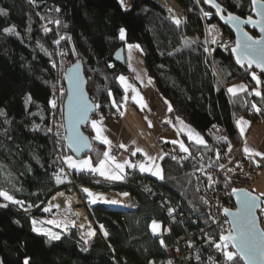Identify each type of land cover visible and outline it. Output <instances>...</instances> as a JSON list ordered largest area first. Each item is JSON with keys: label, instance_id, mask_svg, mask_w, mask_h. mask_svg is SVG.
<instances>
[{"label": "trees", "instance_id": "obj_1", "mask_svg": "<svg viewBox=\"0 0 264 264\" xmlns=\"http://www.w3.org/2000/svg\"><path fill=\"white\" fill-rule=\"evenodd\" d=\"M130 1L126 9L119 0H0V111L4 113L0 115V186L22 202L13 204L0 198V205L8 204L0 207V264H25L26 260L28 264H169L161 238L152 231L153 221L161 219L157 202L138 190V180L146 179L168 197L188 217V225L209 229L212 220L197 187L200 169L218 172L227 162L229 147L241 145L236 126L239 119L264 123V99L254 94L258 90L264 95V77L237 63L232 49L217 48L213 60L208 58L205 19L200 9L210 14V24L217 23L234 36L206 0H177L185 14L178 26L172 21L174 14L156 0ZM217 1L224 13L242 17L252 14V0ZM121 28L126 30L123 40ZM128 44L139 45L147 72L170 102V119L183 122L201 135L207 147L195 144L183 133L190 155L175 152L177 145L165 142L163 180L132 169L124 183L110 186L107 181L87 182L99 191L113 188L129 192L138 200L135 209L110 203L90 206L89 217L102 223L108 236L99 232L88 245L75 230L62 234L49 227L43 212L44 203L64 186L60 171L64 155L70 153L61 115L66 97L64 78L70 65L81 62L89 97L99 105L91 120L101 116L116 119L125 102L118 77L132 71L127 61L116 62L114 54ZM253 73L259 77V84ZM240 86L246 91L236 95L228 91ZM59 87L64 89L61 128L53 138L48 131V110ZM113 99L120 105L119 111ZM253 104L261 111L256 112ZM83 130L91 138L90 156L92 164L97 165L107 147L94 139L91 121ZM75 174L99 176L87 171ZM58 178L63 182L58 183ZM33 220L59 233L61 239L49 242L33 231ZM176 230L182 231L180 227ZM166 241L172 243L171 238Z\"/></svg>", "mask_w": 264, "mask_h": 264}, {"label": "built area", "instance_id": "obj_2", "mask_svg": "<svg viewBox=\"0 0 264 264\" xmlns=\"http://www.w3.org/2000/svg\"><path fill=\"white\" fill-rule=\"evenodd\" d=\"M205 30L207 41V53L210 61L213 60L214 52L217 48L222 51H230L235 45V38L229 34L222 35L218 38V35L214 37L215 43L210 42V28L213 24H210L208 20L210 15L205 16ZM223 31V28L218 25L217 34ZM61 87L57 89V93L53 99L57 101V108L53 109L51 104L49 105V115L51 116L50 131L51 136L55 138L57 132L61 128L60 111L62 95L60 92ZM64 90V89H63ZM159 128L162 133L171 132V126L169 123L161 122ZM159 147L163 153L167 154L166 143L162 139L158 141ZM231 150H228L227 162L224 164V168H220L218 172L210 170L209 168H201L197 178V187L204 200L207 201L208 216L212 220L211 228L206 226H191L188 225V217L177 207L172 201L166 197L161 191L152 187L151 183L146 179H140L137 182V188L144 195H147L151 202L156 201L161 219L154 220L159 224V229L154 233L160 237L163 243L161 246L171 264H229L221 251L218 250L215 245L222 243L220 240L223 231L229 230V221L224 213V209H235V203L232 191L233 189L249 188L252 182L258 177V170H264V161L260 157H253L250 161L249 157L242 152L241 145H232ZM121 148L113 144L111 145L110 154L116 156L120 153ZM134 151L133 146H129L126 150L131 155ZM179 145L175 147V152H179ZM138 161L144 162L145 157L136 155ZM258 161L259 165L254 162ZM252 163L258 168L252 166ZM231 169V171H229ZM131 170H127L122 179L124 183L131 174ZM62 178L64 179V186L59 189L46 203L44 208L50 204L53 206L51 211L45 212L47 215V221L54 220L56 223H47L51 228L58 230L62 234H66L71 230H75L86 244H92L97 238L99 232L104 234L105 227L102 223H98L89 217L87 209L97 203H106L101 200H97L96 203H92V197H89L83 189L87 188L94 194H103L107 200H116L118 203H110L117 207L135 209L138 207L137 198L129 192H118L113 188L99 191L87 182L107 181L110 186L115 182L105 179L101 176L95 177H80L79 174L71 171L65 164H63L60 171ZM211 176V180H209ZM225 181V184H223ZM233 185L234 188L230 190L228 185ZM61 193L63 195H61ZM123 193H128L127 196ZM55 205H59L56 208ZM175 211H172V210ZM153 221V222H154ZM64 224H67L65 229ZM153 224V223H152ZM59 225V226H58ZM103 225V229L101 228ZM180 227L179 233L176 229ZM153 231V230H152ZM94 232V235L91 233ZM228 232V231H227ZM108 236V235H107ZM166 238H171L172 243H168ZM161 242V241H160Z\"/></svg>", "mask_w": 264, "mask_h": 264}, {"label": "snow or ice", "instance_id": "obj_3", "mask_svg": "<svg viewBox=\"0 0 264 264\" xmlns=\"http://www.w3.org/2000/svg\"><path fill=\"white\" fill-rule=\"evenodd\" d=\"M208 3L212 4L213 7L217 8L221 12H223V9L221 5L217 3H213V0H207ZM119 3L122 6H125V0H119ZM257 3L264 4V0H252V4L255 6ZM59 9H57L58 11ZM171 11V10H170ZM209 13H205V16H208ZM262 16V19L259 21H254L251 17H249L246 21H240V18L232 15L231 13L228 14V20L231 21L233 24H237L238 22L248 23L252 24L253 27L259 26L260 31L264 33V13H260ZM175 23L179 25L181 23V20L179 18L173 17ZM58 24L59 21H56ZM5 31H12V29H5ZM45 31H49V29H45ZM125 29L121 28L119 30L120 39L123 40L125 38ZM63 39V37H62ZM216 41L213 40V43ZM56 43H59V41H56ZM188 42H186L187 45ZM133 46L129 45V48L131 49ZM135 47H139V45H136ZM233 52L237 53V63L241 64V66H244L245 64L247 67L251 68L254 64L256 67L260 68L262 72H264V38H261L259 40L253 39L251 36H248L247 33L244 34V39H238L236 41V47L232 49ZM63 55V54H62ZM55 66V64H53ZM253 79L256 80L257 84L260 83L259 77L256 76L255 73L252 74ZM121 85L124 87L125 93H128L129 90L131 92L135 93L131 97V99L134 101L135 104L140 105L141 108L146 107L147 105L143 102V97L141 96L139 90L135 87V85L129 83L124 76L118 77ZM70 87L72 89V97L69 101V121L72 120L73 117H75L78 120H87L88 116L87 113L90 110V107L99 108V105H89L88 101H86L82 93L80 92V81L78 75L74 74L73 76L69 77ZM151 83V80H149ZM228 91L232 93L233 95H236L238 91H246L245 86H240L239 89L236 87L229 88ZM61 95H63V88L60 89ZM254 94L256 96H261L262 99H264V95L260 91H255ZM123 100L126 102L128 100V96L125 95L123 97ZM74 101V102H73ZM113 106L117 108L119 111L120 105L116 104L115 99H113ZM51 107L53 109L57 108V101L56 99H52L50 101ZM252 107L255 109L256 112H260L261 108L257 107L256 104H253ZM169 111H172L171 105H169L168 108ZM4 113L0 111V115H3ZM124 113L121 112V115ZM61 115H63V112H61ZM103 122V116L100 117V120H92L91 121V127L95 131V137L94 139L97 141H100L104 145L109 146V151H105L103 153L104 159L99 162L98 166H93L92 161L90 159L88 160H74L72 156H68L66 158V161L68 163V166L71 168H76L81 171H89V172H95L99 173L101 176H105L107 179L110 180H122L124 179V173L126 167L136 168L139 167V170L141 172H150L152 175L157 176L159 179L163 180L164 176L162 174L163 170L160 168L159 165L155 164L154 158L149 157L150 160L153 161V164L155 166L156 170H153V167L146 166L145 164L141 163L139 165L132 163L130 160H125L124 162H118L116 157L110 154L111 149V141L109 138L104 135L105 129L101 126ZM183 123V122H181ZM238 125H244L249 122L243 121L242 119L237 122ZM150 126L151 123L149 122ZM48 131H52V129H48ZM244 127H240V132L243 135L244 134ZM187 137L189 140L193 141L197 145H203L207 147V142L204 140L202 136L199 134H193L191 131L187 133ZM65 139L69 140L68 147L73 149L74 151H79L81 147H87L88 144V138L83 136V134L79 132H75L73 136L71 137H65ZM224 140H227L226 137L223 138ZM171 143L173 144H179L180 151L184 153H189L190 155V149L187 147L184 142L172 140ZM120 148H125L126 145L120 144ZM231 148L229 147V151ZM142 149L137 147L134 151H132L131 155L135 156L137 152H141ZM244 153L249 155L250 158L252 157H260L262 161H264V152L256 151L247 145L244 147ZM147 155V153H145ZM185 159L187 157H184ZM217 158H219V155L217 153ZM160 159H163V156L160 157ZM173 160L177 159L175 156L172 157ZM259 165L258 161H254ZM221 168H224V165H220ZM231 171V169H229ZM211 176H209V180H211ZM57 182H63L58 178ZM84 192L87 193L89 197H92L91 200L92 203H96L97 200H101L106 203H118L116 200H107L103 194H94L89 189L85 188L83 189ZM233 193L237 196V203L239 204V207L237 210L233 213L230 212L229 209L225 208L224 213L225 215H231L234 217V220L232 221L233 227L229 230L228 234L221 235L220 240L222 243H217L215 247L221 251L224 259L229 262V264H239L240 261H243V264H264V230H261L257 227L256 224V217L254 215V209L257 207L256 201L258 197L252 196L249 192L242 190V189H233ZM61 195H63L61 193ZM123 195L127 196L128 193H123ZM264 195V194H262ZM0 198H3L5 201L12 202L13 204H21L22 202L19 200H16L13 195H11L7 190H5L2 186H0ZM205 203L207 201L205 200ZM0 207H8V204H2ZM52 205L50 204L48 207L44 208L43 210L45 212L51 211ZM56 208H59V205H55ZM172 211H175L174 209ZM33 223V231L41 233L43 236L47 237L49 242L51 241H58L61 239V236L59 233L51 232L50 230H44L35 227L37 224L36 220L32 221ZM47 223H56L54 220H49ZM59 226V225H58ZM65 229H67V224H64ZM159 224H157L155 221L152 224V230L155 233L159 229ZM101 228L103 229V225H101ZM95 233L92 232L91 235H94ZM108 235L107 231H104V236L106 237ZM161 243L163 241L161 240ZM229 247L234 248L235 251L229 250ZM86 250V249H85ZM25 264H28L27 260L25 261ZM150 264H155V262H150ZM171 264V262H169Z\"/></svg>", "mask_w": 264, "mask_h": 264}, {"label": "crops", "instance_id": "obj_4", "mask_svg": "<svg viewBox=\"0 0 264 264\" xmlns=\"http://www.w3.org/2000/svg\"><path fill=\"white\" fill-rule=\"evenodd\" d=\"M126 58L131 68L132 74L125 76L123 75V76L126 77L129 83L135 85V87L139 90L141 96L143 97V102L147 106L141 108L140 105L135 104L134 101L131 99V97L135 95V93L131 92V90H129L128 93H125L124 91V94L128 96V100L124 102L123 107L120 109L119 117L114 120L103 118V122L101 126L105 129L104 135H106L109 138V140L112 142L111 145L116 144L119 146L120 144H124L127 146L126 149L121 148L120 153L115 156L118 162H124L125 160H130L134 164L139 165L143 163L146 166L153 167V170H156L153 161L150 160L149 157L154 158L155 164L159 165L161 163L160 157L164 156L163 155L164 153L159 148V144H158L159 139H162L165 142L173 144L171 143L172 140L184 142L182 136L183 133L187 134L189 131H191L193 134L195 133L186 124L181 123L180 121L173 122L170 119L169 117L170 111L168 110L170 102L161 95V93L157 89L155 81L151 78V76L147 72L146 67L145 69L143 68L141 74L139 72H134V70L132 69L129 63L127 49H126ZM149 80H151V83L149 82ZM119 84L121 85L120 81ZM121 87L124 90L123 85H121ZM126 104L127 105L129 104L128 106L131 107V110L125 111L123 109ZM121 112H123L124 114L121 115ZM92 120H100V118H96ZM246 121L250 122L248 119H246ZM149 122L151 123V126ZM161 122L169 123L171 126V132L162 133L159 128V124ZM236 126L242 140L241 149L243 153H244L245 145L256 151L264 152V123L254 124L250 122V124L247 125V128L245 130L246 132H244L243 135L240 132V126L238 125V123H236ZM93 132L95 137V131L93 130ZM129 146H133L134 150L137 147L142 149V151L137 152L136 155L145 157V161L144 162L138 161L136 155L133 156L128 154L126 150ZM106 147H107V151H109V146L106 145ZM145 153H147V155H145ZM247 156L249 157V155ZM252 158L249 157L250 161H253ZM103 159L104 157L102 158V160ZM98 165L99 164L93 166L95 167ZM129 169H137V171H139L143 175H150L155 178H158L157 176L152 175L150 172H141L138 166L136 168L126 167L125 173ZM93 173L95 175H99V173H95V172ZM101 177L107 179L105 176H101ZM111 181L120 182L122 180H111ZM263 209H264V200H263ZM263 209H262V215L264 214Z\"/></svg>", "mask_w": 264, "mask_h": 264}, {"label": "water", "instance_id": "obj_5", "mask_svg": "<svg viewBox=\"0 0 264 264\" xmlns=\"http://www.w3.org/2000/svg\"><path fill=\"white\" fill-rule=\"evenodd\" d=\"M206 2H207V0H206ZM213 3L219 4L217 0H213ZM208 4L217 13L221 24L224 25L233 34V36L235 38V45H234L233 48L236 47V41L238 39H241V40L244 39V34L245 33H247L248 36H251L255 40H259L261 38H264V33H262L260 31V27L259 26L253 27L252 24L243 23V22H238L237 24H233L231 21L228 20V14L229 13H224V10H223V12H221L217 8L213 7L212 4H210V3H208ZM251 7H252V14L250 16H248V17H242V16H240L238 14H235V13H231V14L239 17L240 21H246L249 17H251L254 21L261 20L262 16L260 15V13H264V4L257 3L255 6L253 4H251ZM222 9H223V7H222ZM172 21H173V23L175 25H177L173 18H172ZM252 32L256 33V35L253 34ZM232 54L235 57V59L237 60V53L232 51ZM114 60L116 62L120 63V64H125L126 63L125 49L123 47H121L114 54ZM251 69L257 71L261 76L264 77V72H262L260 68L256 67L255 64L251 67ZM74 74L78 75V77H79L80 92L82 93L83 98L86 101H88L89 105L94 106L95 104L91 101V99L89 97V94H88V91H87L88 83H87V78L85 76L83 64L81 62H76V63L70 65L67 68V70H66L65 78H64L65 91H66V97H65L64 105H63L64 131H65L66 137L73 136V134L75 132H79V133L83 134V136L88 138L89 146L81 147V149L79 151H74L73 149L68 147V144H69V140L68 139H65V144H66V148L70 152V154H72L76 159H82L84 156L90 155L91 152L93 151L91 138H90V136H88L84 132L83 129H84V127H86L90 123L91 118L97 112V108L90 107V110L87 113V116H88L87 120H78L75 117H73L72 120L69 121V116H68V113H69V101H70V98L72 97V89L70 87L69 77L73 76ZM239 189H242V190H245V191L249 192L252 196L258 197V199L256 201L257 207H255V209H254V215L256 217L257 227L259 229H261V230H264V227L262 225V217L260 215V213H261V211L263 209V200H264L263 197H261L260 195L254 193L249 188H239ZM232 194H233V198H234L235 209H230V212L234 213L237 210V208L239 207V204L237 203V196L233 193V191H232ZM226 217H227V219L229 221V230H230L233 227L232 221L234 220V217L231 216V215H226ZM229 230H228V232H229ZM228 232H227V234H228ZM233 250L235 251L234 248H233Z\"/></svg>", "mask_w": 264, "mask_h": 264}, {"label": "rangeland", "instance_id": "obj_6", "mask_svg": "<svg viewBox=\"0 0 264 264\" xmlns=\"http://www.w3.org/2000/svg\"><path fill=\"white\" fill-rule=\"evenodd\" d=\"M157 2H159L161 5H163L165 8L171 10V12L174 14V16L176 18H179L181 21H183L185 19V14H184V11L181 7V5L179 4V2L177 0H156ZM130 5H131V1L130 0H125V8L126 9H129L130 8ZM200 12L202 13H206V12H203L201 9H200ZM210 15V14H209ZM217 30H218V24L217 23H213V25L211 26L210 28V42H211V45H212V42L214 39V37H216V35H218V38L222 35H225L227 33H225L224 31L221 30V32L219 34H217ZM205 44H206V48H207V41L205 40ZM129 45H132L133 47L130 49L129 48ZM126 48H125V56H126V49H127V54H128V59H129V63L132 67V69L134 70V72H139L140 74L142 73V70L143 68L145 69V64H144V60H143V57L142 55H140L141 51L139 50V48L135 47L136 45L134 44H129ZM140 51V52H139ZM126 61H127V58H126ZM131 61V62H130ZM257 91V90H256ZM124 105V104H123ZM129 105V104H128ZM127 104L124 106V110L125 111H129L131 110V107H129ZM123 107V106H122ZM116 117L118 118L119 117V113H116ZM116 118V119H117ZM241 119H239L238 121H240ZM243 121H246V118H242ZM237 121V122H238ZM248 122V121H246ZM46 124L47 121H46ZM250 124L247 123V124H244V125H239L240 127L243 126L244 129L246 130L247 128V125ZM246 132V131H244ZM201 136V135H200ZM160 148V147H159ZM161 149V148H160ZM162 151V150H161ZM68 156H72L74 160H88L90 159L91 160V156L90 155H87V156H84L82 159H76L72 154L70 153H66L64 155V162H65V165L73 172H77V173H80V172H84V171H81L79 169H76V168H71L68 166V163L66 161V158ZM92 161V160H91ZM160 168H161V163L159 164ZM87 171V170H85ZM249 189L253 190L254 193L260 195L261 197H263L264 199V170L262 169H259L258 170V177L252 182L251 186L249 187ZM264 210V209H263ZM262 221L264 223V214L262 215ZM35 227L37 228H40V229H44V230H48L47 228L43 227V226H40L38 224L35 225ZM39 233V232H38ZM231 250V249H229ZM232 251V250H231ZM28 262V261H27Z\"/></svg>", "mask_w": 264, "mask_h": 264}, {"label": "bare ground", "instance_id": "obj_7", "mask_svg": "<svg viewBox=\"0 0 264 264\" xmlns=\"http://www.w3.org/2000/svg\"><path fill=\"white\" fill-rule=\"evenodd\" d=\"M252 166H253V167H257L256 165H254V163H252Z\"/></svg>", "mask_w": 264, "mask_h": 264}]
</instances>
